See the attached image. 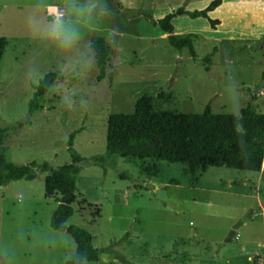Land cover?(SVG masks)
I'll return each instance as SVG.
<instances>
[{
    "label": "rangeland",
    "instance_id": "374dc122",
    "mask_svg": "<svg viewBox=\"0 0 264 264\" xmlns=\"http://www.w3.org/2000/svg\"><path fill=\"white\" fill-rule=\"evenodd\" d=\"M213 1L0 0L5 154L16 165L46 162L57 169L71 163L69 136L78 132L74 148L84 162L67 225L87 231L103 251L99 263L86 264H124L112 255L128 264H264V165L260 173H203L119 156L103 167L92 160L106 155L109 117L133 114L141 98L184 115L208 106L214 114L239 115L250 103L264 113V0H223L209 14L220 21L215 30L204 18L174 19L176 35H197L195 58L171 47L155 26L180 8L201 11ZM57 14L79 32L71 48L49 39ZM96 37L117 40L112 79H99L90 50ZM50 73L58 80L44 109L31 116L34 87ZM46 176L0 186V264H66L75 255L72 237L51 227L60 195L46 197Z\"/></svg>",
    "mask_w": 264,
    "mask_h": 264
},
{
    "label": "trees",
    "instance_id": "16d2710c",
    "mask_svg": "<svg viewBox=\"0 0 264 264\" xmlns=\"http://www.w3.org/2000/svg\"><path fill=\"white\" fill-rule=\"evenodd\" d=\"M223 4V0H214L205 10L190 12L183 8L167 15L155 23L156 27L168 35L167 41L177 51L188 50L196 57L194 40L196 34L178 36L173 21L179 16L193 19H207L215 30L220 21L209 16ZM115 39L113 45H116ZM104 38L91 39L90 50L99 79L108 74V67L114 46ZM7 47V40L0 37V62ZM213 55L206 58L210 62ZM58 80L57 73L47 74L37 86L29 103V114L43 110V101ZM78 132L69 136L68 152L71 163L54 169L48 163H30L16 165L7 160L4 148L5 132L0 126V186L12 182L37 179L39 173L45 178V195L50 198L60 195L59 204L51 218V227L55 231L69 234L76 244L73 258L66 264L99 263L102 250L96 248L93 238L78 226H68L74 216V204L77 202V178L82 172V156L74 148ZM112 156L123 159H137L155 163L188 166L191 171L203 173L210 168H228L238 171L260 173L264 165V113L254 104H248L239 115L214 114L208 106L204 113L184 115L180 113L158 111L152 98L137 101L133 114H112L108 119L106 155L92 160L104 166ZM158 176V171L152 177ZM170 184L178 185L176 181ZM88 207L92 205L87 204Z\"/></svg>",
    "mask_w": 264,
    "mask_h": 264
},
{
    "label": "clouds",
    "instance_id": "9594fccd",
    "mask_svg": "<svg viewBox=\"0 0 264 264\" xmlns=\"http://www.w3.org/2000/svg\"><path fill=\"white\" fill-rule=\"evenodd\" d=\"M88 15L91 14V8L83 9ZM49 39L59 48H71L79 39L78 30L71 24L65 23L61 15L54 16L50 26Z\"/></svg>",
    "mask_w": 264,
    "mask_h": 264
},
{
    "label": "water",
    "instance_id": "95a60500",
    "mask_svg": "<svg viewBox=\"0 0 264 264\" xmlns=\"http://www.w3.org/2000/svg\"><path fill=\"white\" fill-rule=\"evenodd\" d=\"M242 225H243V222L240 221V222H238V223L232 228V230L230 231L229 235H228L227 238H226V242H230V241L236 236V232H237V230H238ZM110 257L113 258V259H118V260H120V261H121L122 263H124V264L127 263L126 260H125L124 258H121V257H119V256L112 255V256H110ZM127 264H128V263H127Z\"/></svg>",
    "mask_w": 264,
    "mask_h": 264
}]
</instances>
